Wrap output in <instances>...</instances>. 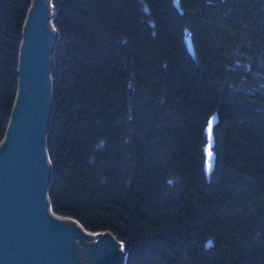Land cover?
<instances>
[{"label":"trees","instance_id":"trees-1","mask_svg":"<svg viewBox=\"0 0 264 264\" xmlns=\"http://www.w3.org/2000/svg\"><path fill=\"white\" fill-rule=\"evenodd\" d=\"M50 2V209L123 264H264V0ZM30 3L0 0V142Z\"/></svg>","mask_w":264,"mask_h":264},{"label":"water","instance_id":"water-1","mask_svg":"<svg viewBox=\"0 0 264 264\" xmlns=\"http://www.w3.org/2000/svg\"><path fill=\"white\" fill-rule=\"evenodd\" d=\"M172 1L180 7V0ZM51 10L50 0H31L22 27L17 91L0 142V264H123L124 252L114 235L87 231L76 220L50 209L46 132L57 40ZM184 42L194 54L189 33ZM217 121L213 114L206 126L204 171L208 178L215 164L212 129Z\"/></svg>","mask_w":264,"mask_h":264},{"label":"bare ground","instance_id":"bare-ground-1","mask_svg":"<svg viewBox=\"0 0 264 264\" xmlns=\"http://www.w3.org/2000/svg\"><path fill=\"white\" fill-rule=\"evenodd\" d=\"M50 4H51V2H50Z\"/></svg>","mask_w":264,"mask_h":264},{"label":"snow or ice","instance_id":"snow-or-ice-1","mask_svg":"<svg viewBox=\"0 0 264 264\" xmlns=\"http://www.w3.org/2000/svg\"><path fill=\"white\" fill-rule=\"evenodd\" d=\"M210 124H211V122H210Z\"/></svg>","mask_w":264,"mask_h":264},{"label":"rangeland","instance_id":"rangeland-1","mask_svg":"<svg viewBox=\"0 0 264 264\" xmlns=\"http://www.w3.org/2000/svg\"><path fill=\"white\" fill-rule=\"evenodd\" d=\"M52 13V12H51Z\"/></svg>","mask_w":264,"mask_h":264}]
</instances>
